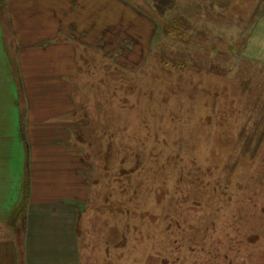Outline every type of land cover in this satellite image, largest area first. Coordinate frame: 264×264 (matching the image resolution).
Wrapping results in <instances>:
<instances>
[{
	"label": "rangeland",
	"instance_id": "obj_1",
	"mask_svg": "<svg viewBox=\"0 0 264 264\" xmlns=\"http://www.w3.org/2000/svg\"><path fill=\"white\" fill-rule=\"evenodd\" d=\"M87 5L101 27L70 134L92 192L82 264H264V0Z\"/></svg>",
	"mask_w": 264,
	"mask_h": 264
},
{
	"label": "crops",
	"instance_id": "obj_2",
	"mask_svg": "<svg viewBox=\"0 0 264 264\" xmlns=\"http://www.w3.org/2000/svg\"><path fill=\"white\" fill-rule=\"evenodd\" d=\"M87 1L7 0L0 18V118L12 108L18 118V137L0 127V264H82L79 214L92 192L70 134L80 50L96 47L90 35L101 27L87 19Z\"/></svg>",
	"mask_w": 264,
	"mask_h": 264
},
{
	"label": "trees",
	"instance_id": "obj_3",
	"mask_svg": "<svg viewBox=\"0 0 264 264\" xmlns=\"http://www.w3.org/2000/svg\"><path fill=\"white\" fill-rule=\"evenodd\" d=\"M28 194H29V186L26 187V198H27ZM21 206H23V204Z\"/></svg>",
	"mask_w": 264,
	"mask_h": 264
}]
</instances>
